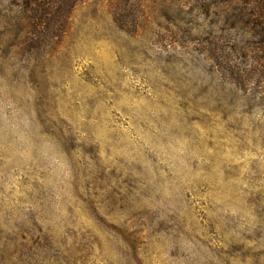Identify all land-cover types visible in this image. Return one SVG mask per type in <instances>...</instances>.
<instances>
[{"label": "rangeland", "instance_id": "rangeland-1", "mask_svg": "<svg viewBox=\"0 0 264 264\" xmlns=\"http://www.w3.org/2000/svg\"><path fill=\"white\" fill-rule=\"evenodd\" d=\"M141 4L0 0V264H264V0Z\"/></svg>", "mask_w": 264, "mask_h": 264}, {"label": "trees", "instance_id": "trees-1", "mask_svg": "<svg viewBox=\"0 0 264 264\" xmlns=\"http://www.w3.org/2000/svg\"><path fill=\"white\" fill-rule=\"evenodd\" d=\"M83 0H21L22 11L25 13H33L38 15V18L44 19L52 25L55 36H59L64 32L66 19L74 5ZM143 0H112V3L117 7L121 6L122 10H127L129 13L134 11L139 14L142 8ZM135 15V14H134ZM251 18V19H250ZM253 27V34L260 37L264 42V12L252 15L248 18ZM136 23V20L135 22ZM250 23V24H251Z\"/></svg>", "mask_w": 264, "mask_h": 264}]
</instances>
